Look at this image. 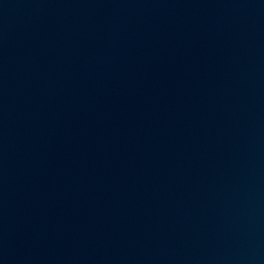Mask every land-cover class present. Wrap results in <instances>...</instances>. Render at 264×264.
<instances>
[{
    "label": "water",
    "instance_id": "obj_1",
    "mask_svg": "<svg viewBox=\"0 0 264 264\" xmlns=\"http://www.w3.org/2000/svg\"><path fill=\"white\" fill-rule=\"evenodd\" d=\"M0 264H264V0H0Z\"/></svg>",
    "mask_w": 264,
    "mask_h": 264
}]
</instances>
